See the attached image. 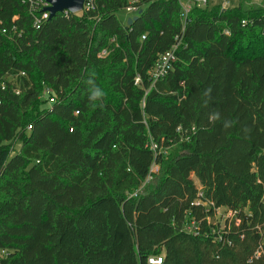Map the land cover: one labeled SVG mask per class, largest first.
<instances>
[{
    "label": "trees",
    "instance_id": "trees-1",
    "mask_svg": "<svg viewBox=\"0 0 264 264\" xmlns=\"http://www.w3.org/2000/svg\"><path fill=\"white\" fill-rule=\"evenodd\" d=\"M130 1L37 30L0 0V264H264V7L196 4L184 27L179 0H138L126 28ZM219 208L235 213L223 227Z\"/></svg>",
    "mask_w": 264,
    "mask_h": 264
},
{
    "label": "built area",
    "instance_id": "built-area-1",
    "mask_svg": "<svg viewBox=\"0 0 264 264\" xmlns=\"http://www.w3.org/2000/svg\"><path fill=\"white\" fill-rule=\"evenodd\" d=\"M101 0H87L84 4L83 10L80 13L86 12V13H92L97 10L98 3ZM210 0H179V2L182 5L183 13H182V21L185 25L188 22V17L190 15V12L193 8L194 5H198L199 7H204L209 3ZM139 1L138 0H131L129 2L128 7L126 10L130 13H137L136 16L139 15L140 11V6L138 5ZM23 4L27 5L29 7V11L31 13V16L33 18V26L35 29L39 30L42 28V26L49 21L50 18V13L46 11L48 7H50V4L46 2L45 0H23ZM229 2H226L223 7L225 8L227 5H229ZM65 16L72 15V13L65 11L64 12ZM79 14V13H78ZM245 24V22H243ZM3 33H6V30H3ZM145 39V37H143ZM115 41V39H114ZM179 43L176 44L170 51L162 54L154 68L150 72V79L152 82V86H154L157 82L163 80L166 78L174 69V64L177 61V50L179 48ZM108 55V51L104 50L99 54V58H104ZM141 83L140 77L136 78V85H139ZM1 89L5 90V84L1 85ZM54 90L50 87H46L44 90V93L42 95V99L47 100L49 104H53L56 101L55 96L53 95ZM17 94H19V91H17ZM76 115H79V111L76 112ZM31 126L29 127V131L31 130ZM150 149L155 153V157L159 153H165V150H159L158 145L152 141L150 143ZM161 173V166L157 164L156 162L153 163L151 166L148 176L146 178L145 183L135 192L133 193L130 198L132 197H137L140 193H142L145 189V187L150 184L152 181H154L155 177ZM198 184V182H197ZM202 197L203 193L202 191L199 192V199L193 204L196 206L199 205H204L206 204L202 203ZM222 208L216 209V212ZM228 217L227 218H232L235 213L233 211H227ZM186 231L190 233H195L197 234L199 232V226L196 221H192L190 225H187L185 227ZM163 258H157V259H150L149 262L150 264H162Z\"/></svg>",
    "mask_w": 264,
    "mask_h": 264
},
{
    "label": "rangeland",
    "instance_id": "rangeland-1",
    "mask_svg": "<svg viewBox=\"0 0 264 264\" xmlns=\"http://www.w3.org/2000/svg\"><path fill=\"white\" fill-rule=\"evenodd\" d=\"M244 1L245 0H210L209 6L213 7L214 5H218V4L223 6L225 5L226 2H229L230 4L227 5L225 8H235L242 5L245 10H249L250 8L249 2L247 1L244 2ZM250 3L252 4V7L254 9L259 7H264V0H251ZM117 15L120 20L125 22L128 21L129 18L135 17L137 13H130L126 9H124L119 11ZM20 146H21L20 143L16 145V151L12 153V156H14L17 153V151H19ZM164 152L168 155L172 152V149H167ZM227 217L228 214L226 212V209L222 208L216 212L215 217L211 220L213 224L221 225L223 227L225 225Z\"/></svg>",
    "mask_w": 264,
    "mask_h": 264
},
{
    "label": "water",
    "instance_id": "water-1",
    "mask_svg": "<svg viewBox=\"0 0 264 264\" xmlns=\"http://www.w3.org/2000/svg\"><path fill=\"white\" fill-rule=\"evenodd\" d=\"M50 4V7L46 9L50 13L49 20L53 19L56 15L68 11L72 14H78L83 10L84 4L87 0H45ZM142 12L139 13V15ZM139 15L131 17L127 21L126 28L132 26L134 22L139 19Z\"/></svg>",
    "mask_w": 264,
    "mask_h": 264
},
{
    "label": "clouds",
    "instance_id": "clouds-1",
    "mask_svg": "<svg viewBox=\"0 0 264 264\" xmlns=\"http://www.w3.org/2000/svg\"><path fill=\"white\" fill-rule=\"evenodd\" d=\"M91 81H89V84L91 85ZM210 91V89H209ZM104 91L98 87V86H90L89 88V94H88V100L89 103L92 104L93 106H97L104 98ZM219 118L218 113H214L211 117L210 120H216ZM229 125L225 123V127H228Z\"/></svg>",
    "mask_w": 264,
    "mask_h": 264
},
{
    "label": "crops",
    "instance_id": "crops-1",
    "mask_svg": "<svg viewBox=\"0 0 264 264\" xmlns=\"http://www.w3.org/2000/svg\"><path fill=\"white\" fill-rule=\"evenodd\" d=\"M249 1H251V0H249ZM197 181V180H196ZM198 182V181H197ZM199 183V182H198Z\"/></svg>",
    "mask_w": 264,
    "mask_h": 264
}]
</instances>
